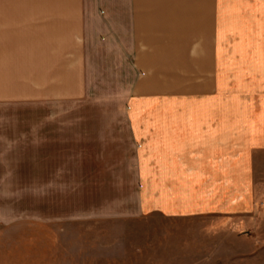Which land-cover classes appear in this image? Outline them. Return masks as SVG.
<instances>
[{
    "label": "crops",
    "instance_id": "obj_1",
    "mask_svg": "<svg viewBox=\"0 0 264 264\" xmlns=\"http://www.w3.org/2000/svg\"><path fill=\"white\" fill-rule=\"evenodd\" d=\"M105 62L129 78L141 214L247 229L264 208V0H0L1 101L79 100ZM249 228L263 244V220Z\"/></svg>",
    "mask_w": 264,
    "mask_h": 264
},
{
    "label": "rangeland",
    "instance_id": "obj_2",
    "mask_svg": "<svg viewBox=\"0 0 264 264\" xmlns=\"http://www.w3.org/2000/svg\"><path fill=\"white\" fill-rule=\"evenodd\" d=\"M97 66L79 100H0V264H264V229L259 245L249 228L264 208L241 217L245 230L141 214L129 78Z\"/></svg>",
    "mask_w": 264,
    "mask_h": 264
}]
</instances>
